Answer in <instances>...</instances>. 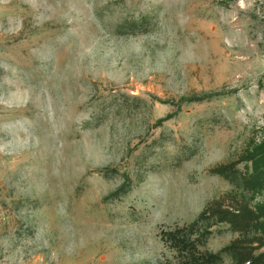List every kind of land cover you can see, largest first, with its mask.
<instances>
[{
	"label": "rangeland",
	"instance_id": "obj_1",
	"mask_svg": "<svg viewBox=\"0 0 264 264\" xmlns=\"http://www.w3.org/2000/svg\"><path fill=\"white\" fill-rule=\"evenodd\" d=\"M263 142L264 0H0V264H178L264 202Z\"/></svg>",
	"mask_w": 264,
	"mask_h": 264
},
{
	"label": "trees",
	"instance_id": "obj_2",
	"mask_svg": "<svg viewBox=\"0 0 264 264\" xmlns=\"http://www.w3.org/2000/svg\"><path fill=\"white\" fill-rule=\"evenodd\" d=\"M246 162L252 164L253 172L244 176V180L251 188L264 190V142L258 148L249 152L245 158ZM232 166L217 171L222 177H229ZM234 172V171H233ZM256 181L258 184L253 185ZM215 218L217 222L228 223L235 232L242 237L250 238L257 236L259 247H264V202L256 210L229 211L222 210L218 204H213L202 217L192 226L178 229L172 232H164L163 240L177 253L178 264H219L222 260L221 254L202 252L199 245L204 234L197 235V228L207 220ZM233 258L234 264H264V252L255 253L249 247H243L235 243L224 250Z\"/></svg>",
	"mask_w": 264,
	"mask_h": 264
}]
</instances>
